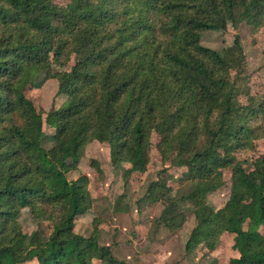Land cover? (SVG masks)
Segmentation results:
<instances>
[{
    "label": "trees",
    "instance_id": "obj_1",
    "mask_svg": "<svg viewBox=\"0 0 264 264\" xmlns=\"http://www.w3.org/2000/svg\"><path fill=\"white\" fill-rule=\"evenodd\" d=\"M244 22L264 27V0H0V264H128L96 236L75 232L93 198L86 177L67 174L99 135L114 166L143 173L153 134L164 159L174 151L175 164L187 166L189 184L158 223L175 231L185 220L179 203L195 204L189 243L214 251L229 233L239 257L228 264H264V154L250 170L229 156L253 146L251 121L264 99L238 100L246 67L239 35L224 53L201 43L203 32ZM55 64L66 70L53 74ZM43 74L66 97L49 113L57 128L50 150L26 95ZM229 167L231 194L216 210L207 196ZM24 209L51 222L45 241L22 230Z\"/></svg>",
    "mask_w": 264,
    "mask_h": 264
},
{
    "label": "rangeland",
    "instance_id": "obj_2",
    "mask_svg": "<svg viewBox=\"0 0 264 264\" xmlns=\"http://www.w3.org/2000/svg\"><path fill=\"white\" fill-rule=\"evenodd\" d=\"M53 1L64 6L73 2ZM236 35L240 36L246 56V67L238 82V100L245 106L251 104L253 98L257 101L264 99V27L254 29L244 22L236 29L229 24L223 30L203 32L201 43L224 53ZM72 64L73 61L69 67ZM65 70V67L55 64L52 73ZM57 92L58 80L46 74L26 91L42 115L43 146L46 150L54 146L57 130L55 120L49 115L50 110L66 100L64 96L57 97ZM251 125L255 127L253 146L229 154L247 170L264 154V111L252 117ZM158 142V135L153 134L147 170L133 175L125 172L130 164L113 165L110 146L103 136L99 135L87 144L67 174L71 181H83L86 177L93 198L91 214H83L77 219L75 232L86 238L96 236L100 245L109 246L117 259L128 264H228L231 258H238L239 254L233 248L234 236L229 233L222 235L214 251H209L201 241L189 243L198 223L195 204L179 203L185 220L175 231L158 223L166 204L189 190L185 181L187 166L175 164L174 151L168 153L170 159H164L158 151ZM223 173V186L207 196L208 204L216 210L226 204L231 194L232 169L225 168ZM155 183L157 186L153 188ZM18 223L26 234L36 233L41 241H45L52 232L51 222L37 221L29 209L22 210ZM260 232L264 235V228ZM93 263L103 264L98 260Z\"/></svg>",
    "mask_w": 264,
    "mask_h": 264
}]
</instances>
